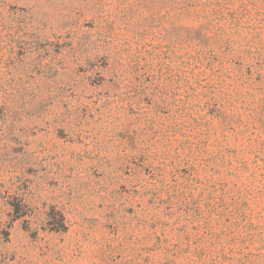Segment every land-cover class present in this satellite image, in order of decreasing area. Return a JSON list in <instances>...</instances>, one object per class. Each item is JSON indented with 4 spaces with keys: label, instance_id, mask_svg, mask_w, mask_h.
I'll list each match as a JSON object with an SVG mask.
<instances>
[{
    "label": "rangeland",
    "instance_id": "obj_1",
    "mask_svg": "<svg viewBox=\"0 0 264 264\" xmlns=\"http://www.w3.org/2000/svg\"><path fill=\"white\" fill-rule=\"evenodd\" d=\"M0 264H264V0H0Z\"/></svg>",
    "mask_w": 264,
    "mask_h": 264
}]
</instances>
